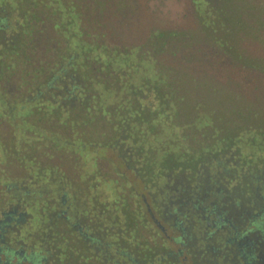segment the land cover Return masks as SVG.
<instances>
[{"label": "rangeland", "instance_id": "obj_1", "mask_svg": "<svg viewBox=\"0 0 264 264\" xmlns=\"http://www.w3.org/2000/svg\"><path fill=\"white\" fill-rule=\"evenodd\" d=\"M0 16L2 106L18 104L30 76H79L92 105L56 110L44 94L10 119L0 114V186L23 184L31 204H57L64 189L75 220L128 250V264H191L166 253L164 183L180 172L193 179L207 159L209 173L264 169V0H0ZM131 51L177 87L175 127L142 116L120 128L116 113L137 103L131 89H145L146 62L137 71L124 63ZM87 76L106 82L93 87ZM55 224L71 264H113Z\"/></svg>", "mask_w": 264, "mask_h": 264}, {"label": "flooded vegetation", "instance_id": "obj_2", "mask_svg": "<svg viewBox=\"0 0 264 264\" xmlns=\"http://www.w3.org/2000/svg\"><path fill=\"white\" fill-rule=\"evenodd\" d=\"M210 162H199L191 170L193 179L180 172L164 183L170 192L159 202V216L174 245L166 253L174 260L182 253L191 264H264V169L235 175L217 161V169L209 173ZM27 191L18 182L0 186V264H71L56 244L58 222L111 263L135 262L129 251L105 243L75 220L64 189L57 204L45 199L31 204L36 199ZM37 225L40 229L33 234L30 228Z\"/></svg>", "mask_w": 264, "mask_h": 264}, {"label": "trees", "instance_id": "obj_3", "mask_svg": "<svg viewBox=\"0 0 264 264\" xmlns=\"http://www.w3.org/2000/svg\"><path fill=\"white\" fill-rule=\"evenodd\" d=\"M165 34L169 35V33ZM152 35L155 36L157 34L153 32ZM131 52H126L123 55L124 58L128 59V61L125 60L124 63L130 65L135 71H137L140 67H143L141 62H146L144 67L140 70L141 76L139 77L143 79L142 83L144 84L145 89H142L145 92L150 91V96L147 98V96L143 95L144 91L140 93V90L134 92L135 90L131 89V93L136 94L135 101L137 103L131 106L126 103L127 105L116 113L117 117H119L120 128H124L130 119H138L139 117L142 118V116L146 117L145 119H147L149 123L154 122L163 124L167 122L170 126L175 127L176 125L171 121V118L173 114L177 112L180 100L182 99L181 95L177 94V87L173 86L171 77L166 76L167 72L163 71L159 66L152 64V60L149 59V61H147L142 55V57L135 58L134 51ZM96 77L97 76L94 78L93 76H87L88 80L91 79L90 83H95H92L93 87L97 84H104L106 82V78L104 82V79L102 80L100 77ZM27 82L32 85L28 88L29 90L26 94L22 95L21 92L18 93V95H21L18 104L14 105L13 103H10L8 106H2L0 104V114L5 115L6 118L10 119L13 115L12 110H15L16 113L25 111L31 102L39 100L44 94H46L45 100L48 102L49 106L52 108L54 107L56 110L58 107L69 110L75 104L73 103L75 100H78L77 104H81L87 108L92 106L88 103L86 104V100L83 97L84 94L81 93L82 81L79 76H42L40 79L35 78V76H30V79ZM58 85H60V87ZM63 85H67V87L63 88ZM50 88H52V90H48ZM104 92H109L106 86H104ZM2 93L7 92L4 90ZM78 97L80 99H78ZM2 100L5 99L0 97L1 102ZM105 106H107V104ZM108 107L109 106L105 109L103 108V110L108 111ZM69 120L70 123H72V118ZM77 146H79V144H77ZM164 162L167 163V167H169V163H171L170 157L165 158ZM105 259L107 260L106 255ZM153 259L154 258L151 256L148 258L147 262L151 263V260L153 261ZM128 263L129 261L127 260L124 264Z\"/></svg>", "mask_w": 264, "mask_h": 264}]
</instances>
